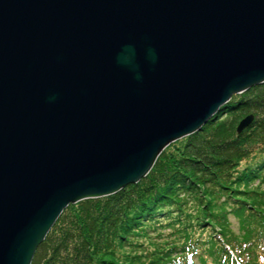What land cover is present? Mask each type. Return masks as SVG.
<instances>
[{"label": "water", "instance_id": "obj_1", "mask_svg": "<svg viewBox=\"0 0 264 264\" xmlns=\"http://www.w3.org/2000/svg\"><path fill=\"white\" fill-rule=\"evenodd\" d=\"M263 83L264 0H0V264Z\"/></svg>", "mask_w": 264, "mask_h": 264}, {"label": "rangeland", "instance_id": "obj_2", "mask_svg": "<svg viewBox=\"0 0 264 264\" xmlns=\"http://www.w3.org/2000/svg\"><path fill=\"white\" fill-rule=\"evenodd\" d=\"M258 87H264V83ZM251 89L233 95L201 131L170 143L158 158V162L162 159L159 169L151 170L137 184L128 185L111 196L69 204L42 241H46L49 254L63 246L65 250L60 249L58 256L56 255V261L60 264H70L76 257L81 264L85 261V264H149L159 258L154 256L149 260L156 249L163 244H169L170 237L175 239L177 235L173 233L184 225L189 227L188 231H192L191 235L195 231L194 236H198L196 226L204 230L203 237L208 233L211 235L220 231L218 225H214L213 215L219 211L222 217L223 212L220 209L211 210V207L207 206L202 192L196 188L199 180L193 177L190 168L188 169L189 163L181 162L182 158L189 155L188 145L194 139L219 143L221 138L229 143L234 142L238 147H242L241 143L245 140L244 152L247 151L248 156L235 165L231 174L232 181L225 184L227 195L224 194V198L229 201V209L225 212H228L231 227L235 233H242L239 218L243 224L248 223L244 219L247 212L234 215L232 211L238 209L245 201L244 207L252 208L256 213L260 202L259 194L261 196V193H264V177L259 181L249 180L250 174L258 175L259 179L261 175L264 176V137L256 141L261 146L259 149H253L256 145L250 139L246 140L245 136L235 139L237 126L244 118L237 115L238 104L247 99ZM226 115L231 116L229 123H216L217 119ZM181 184L194 191L195 196L181 197L178 190L181 189ZM249 190L257 201L245 199ZM109 208L108 215L112 212L114 217L116 213L123 217L121 224L115 220L113 228L109 226L114 217H110L109 224H103L101 217H98L99 213L108 212ZM207 215L212 218L208 217L204 223L203 219ZM132 222L139 223V226L131 229L128 226ZM86 249L89 253L85 252ZM141 258L145 259L141 261Z\"/></svg>", "mask_w": 264, "mask_h": 264}, {"label": "trees", "instance_id": "obj_3", "mask_svg": "<svg viewBox=\"0 0 264 264\" xmlns=\"http://www.w3.org/2000/svg\"><path fill=\"white\" fill-rule=\"evenodd\" d=\"M251 114L254 116L251 125L240 134L236 131L235 139L237 140L239 136L242 138L245 136L246 140L250 139V141L256 145L253 149H259L261 146L258 145L259 143H256V141L264 137V87H253L247 99L238 104L237 115L245 117ZM227 116L228 115L222 119H217L216 123H229L231 116ZM220 141L219 143H208L205 140L196 141L194 139V141L188 145L189 155L182 158L181 162L187 161L189 163L188 169L190 168L189 171L192 172L193 177L199 180L196 188L202 192L203 199L205 198L207 206L211 207V210L220 209L223 212L222 217H220L218 211L213 215L214 220L212 219L214 225H218L217 227L221 230L211 235L208 233L203 237L202 234L204 230L196 226L198 236H194L196 234L195 231L194 234L191 235L192 231H188L189 227L184 225L182 229H176L173 233V235H177V237L175 239L170 237V243L158 247L149 260L154 256L161 257V259L157 258L149 264H187L186 259L190 253L193 258L196 256L197 261L201 264H230L234 260H236V264H258L257 252L259 250L264 251V193H261V196L259 194L260 202L259 205H257L256 213L252 208L249 209L244 207L246 204L245 201L239 205L240 207L238 209L232 211L234 215L243 211L247 212L244 219L248 223L243 224V221H241L242 219L239 218L242 233H235L227 216L228 212H225V210L229 209V201L225 199L224 196L227 195L225 193L227 189L226 185L232 181V170L238 162L245 159L248 155L247 151L244 152V150H246L245 140L241 143L242 147L236 146L234 142L229 143L225 140H221V138ZM158 160L159 159L156 160L152 170L159 169L162 159L160 162H158ZM251 175L253 174L249 175L250 181H259L264 177L261 175L259 179L258 175H253L252 177ZM242 184H244V181H242ZM180 186L181 189L178 190L181 192V197L192 198L195 196L194 191L189 189V187L184 184ZM251 192L250 190L247 191L245 199L253 202L257 201L255 197L252 196L253 193ZM109 211L110 208L108 212L98 214L103 224H109L110 217H114V213L112 212L108 215ZM208 217L207 215V217L203 219L204 223L207 222ZM209 218L212 217L210 216ZM122 219L123 217H119L118 213H116L109 227H115V220L121 224ZM135 226H139V223L132 222L128 227L136 229ZM60 249L65 250L63 246H61V248L59 246L53 254H49L46 241H44L36 250L31 264H60L56 261ZM85 252L89 253L88 249H86ZM77 258L78 257L72 259L70 264H81V261ZM144 259L145 258H141V261ZM85 262L82 264H85ZM193 264H195L194 260Z\"/></svg>", "mask_w": 264, "mask_h": 264}, {"label": "clouds", "instance_id": "obj_4", "mask_svg": "<svg viewBox=\"0 0 264 264\" xmlns=\"http://www.w3.org/2000/svg\"><path fill=\"white\" fill-rule=\"evenodd\" d=\"M126 53H131V54H127V55H122L121 57V62L124 63L125 65H127L129 67L130 70L136 72L137 71V65L134 62L133 56H134V50L128 48L125 50ZM148 55L150 57V59L155 62V53L153 50L149 49L148 50ZM140 75L137 73V79H140Z\"/></svg>", "mask_w": 264, "mask_h": 264}, {"label": "bare ground", "instance_id": "obj_5", "mask_svg": "<svg viewBox=\"0 0 264 264\" xmlns=\"http://www.w3.org/2000/svg\"><path fill=\"white\" fill-rule=\"evenodd\" d=\"M261 263V262H260Z\"/></svg>", "mask_w": 264, "mask_h": 264}]
</instances>
